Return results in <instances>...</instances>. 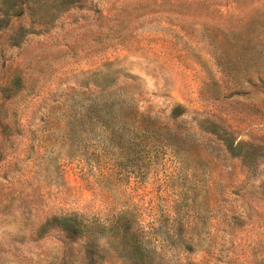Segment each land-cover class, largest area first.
Returning a JSON list of instances; mask_svg holds the SVG:
<instances>
[{"label":"rangeland","instance_id":"rangeland-1","mask_svg":"<svg viewBox=\"0 0 264 264\" xmlns=\"http://www.w3.org/2000/svg\"><path fill=\"white\" fill-rule=\"evenodd\" d=\"M0 264H264V0H0Z\"/></svg>","mask_w":264,"mask_h":264}]
</instances>
